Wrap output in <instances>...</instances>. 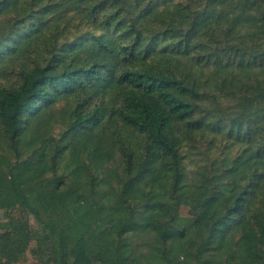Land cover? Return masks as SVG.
Here are the masks:
<instances>
[{
    "label": "trees",
    "instance_id": "16d2710c",
    "mask_svg": "<svg viewBox=\"0 0 264 264\" xmlns=\"http://www.w3.org/2000/svg\"><path fill=\"white\" fill-rule=\"evenodd\" d=\"M195 137L221 156L188 172ZM68 148L87 163L58 175ZM0 209V264L25 256L26 213L42 264H143L141 227L153 264H264V0H0Z\"/></svg>",
    "mask_w": 264,
    "mask_h": 264
},
{
    "label": "rangeland",
    "instance_id": "374dc122",
    "mask_svg": "<svg viewBox=\"0 0 264 264\" xmlns=\"http://www.w3.org/2000/svg\"><path fill=\"white\" fill-rule=\"evenodd\" d=\"M65 102L60 101L55 109H54V115H57L62 110H64ZM65 130V124L63 125L62 121H59L58 118L50 124V127L46 131H42V134L46 137L51 138V143L53 140L54 142H59L58 147H61L64 145L65 140H62V135ZM51 151V148H49ZM24 155H22L20 158L21 160H24L29 155L33 153L32 149L24 150ZM181 153L184 156V167L188 172L193 171L194 169L198 167H209L210 163L215 158H220L221 155L218 154V151L215 149L213 151L209 150L208 147L206 148V143L202 142L200 138L195 137L193 140L187 141L184 146L181 148ZM9 154V160L11 162L15 161V154L13 151H11ZM120 154L119 152L115 153L114 159L112 162L107 164L105 168H109L110 170H113L115 173L119 174L123 177V165L120 161ZM82 164L87 163V157L84 151H79V155H73L70 152V148H68L64 154L62 155L60 162L58 164V175H64L68 174L72 169L75 168L76 164ZM88 173V172H87ZM88 174H94L92 170L89 171ZM88 174H83L84 177L87 179L89 178ZM191 176V174H189ZM48 177V176H46ZM125 178V177H124ZM81 179H84L83 177ZM64 181H67V178H63ZM111 182H114L116 185V179L115 177L109 178ZM146 183H150L149 181ZM143 183V184H146ZM150 189L149 186L145 187V192H148ZM12 216L14 218H20V211L17 209V207L12 211ZM180 215L187 216V209L180 207ZM25 222L27 224L28 233L30 235L29 244L25 251V256L17 263L15 264H42L39 253H36L35 251L37 246V239H38V231L41 228V224L38 223L37 218L32 213H26L24 214ZM10 229L9 221L5 215V211L0 209V233L6 232ZM125 241L127 243V252L130 255V257H134L137 260H139L143 264H153L155 259V252L159 248V243L157 241L156 235L146 228L141 227L138 229L135 233H129L125 236ZM157 248V249H156ZM167 252L171 251L169 245L165 247ZM172 254H177V251H173ZM174 255V257H176ZM219 256V257H216ZM229 258V256H222L221 254H217L214 256V259L218 262L222 261L224 262L225 259ZM239 261L237 259L230 260L229 264H238Z\"/></svg>",
    "mask_w": 264,
    "mask_h": 264
}]
</instances>
